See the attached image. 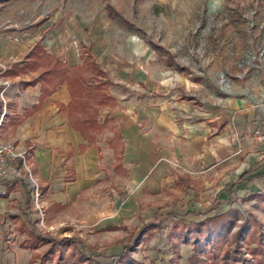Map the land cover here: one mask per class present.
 <instances>
[{
	"label": "crops",
	"instance_id": "obj_1",
	"mask_svg": "<svg viewBox=\"0 0 264 264\" xmlns=\"http://www.w3.org/2000/svg\"><path fill=\"white\" fill-rule=\"evenodd\" d=\"M49 2L51 9L27 29L17 23L8 39L0 38V66L7 71L23 64L41 45L71 81L49 88L43 99L45 82L22 89L52 69V62L37 58L38 67L27 74L3 77L9 86L1 92L0 139L33 154L46 205L57 208L54 216L76 206L111 166L113 174L127 170L131 184L150 194L186 183L185 214L204 213L216 199L225 212L233 192L250 202L264 196V144L258 139L264 136V101L258 95L239 84L201 98L198 83L180 76V86L169 87L160 57L144 40L111 42L103 12L85 17L59 7V0ZM224 2L209 5L216 11ZM84 48L103 77L85 64ZM219 65L209 70L214 79ZM8 185L15 188L6 197ZM26 194L20 182L0 180V226L15 220Z\"/></svg>",
	"mask_w": 264,
	"mask_h": 264
},
{
	"label": "rangeland",
	"instance_id": "obj_2",
	"mask_svg": "<svg viewBox=\"0 0 264 264\" xmlns=\"http://www.w3.org/2000/svg\"><path fill=\"white\" fill-rule=\"evenodd\" d=\"M210 1L59 0V7L80 11L85 17L103 12L111 42L129 37L144 40L153 50L155 45L160 46L161 50L154 51L161 59L158 66L164 70L163 78L168 80L169 87L180 86L177 85L180 76L183 81L187 79L198 83L197 95L204 98L209 92L221 94L216 82L219 73L229 69L233 74L236 54L252 45L246 33V23L241 18L243 13L257 9L264 16V0H225L221 9L216 11H212ZM49 3V0H0V38L8 39V32L17 23L21 29H27L38 14L51 9ZM218 12L219 16L224 13L229 15V24L207 32L209 15ZM203 36L214 56L213 62L206 67L194 52L201 46ZM230 41L235 42L234 56L220 45V42ZM216 63L221 65L220 69L214 70L217 72L214 79L209 70ZM4 72L6 69L0 66V100L2 89L9 86V81L3 80ZM101 82L110 85L108 80ZM239 84L246 86L245 82ZM112 169L111 166L103 171L99 183L89 193H84L76 206L63 210L58 215L60 218L54 216L57 208L46 205L44 193L41 212L31 207L26 194L23 208L20 206V210L13 215L15 220L7 219L8 224L0 226V264H29L35 254L43 256L55 246V243L53 246L50 244L51 241L58 243L64 238L77 240L88 249V254L97 257L100 264H113L124 246L128 247L129 258L134 264H192L193 261L195 264H212L213 260H222L227 255L231 264H241L242 260L258 264V256L252 253L258 243L251 236L255 234L264 242V204L261 198L250 202L251 197H239L234 192L230 194L227 206L237 212L233 224L224 235L217 230L207 234L202 240L204 247L199 249V245L195 244L194 230L186 228L190 225L189 220H165L169 212L185 214L190 207L184 196L186 183L179 189L150 194L131 184L127 170L121 169L115 175ZM221 204L217 199L211 201L208 210L202 214L225 215L219 209ZM255 219L258 220V227L254 226ZM152 224L153 228H149L148 233L142 231L144 225ZM25 229L36 230L47 240L33 254L19 247L21 243L33 240L23 233ZM56 247L63 252V264H82L76 248V257L71 255L74 246L69 248L64 243ZM40 261L38 258L36 264H43Z\"/></svg>",
	"mask_w": 264,
	"mask_h": 264
},
{
	"label": "built area",
	"instance_id": "obj_3",
	"mask_svg": "<svg viewBox=\"0 0 264 264\" xmlns=\"http://www.w3.org/2000/svg\"><path fill=\"white\" fill-rule=\"evenodd\" d=\"M221 12V11H220ZM218 13L209 15L207 32L215 29H222L229 20L227 13L219 16ZM246 24V33L252 41V45L241 53L236 54L233 63L235 72L232 74L229 69L222 70L217 77V84L220 91L224 93L232 92L238 83H246L247 94H256L264 101V16H261L257 9H250L241 16ZM205 31V30H204ZM206 32V33H207ZM207 36V34H205ZM203 36L201 46L194 50L203 66H208L213 62L214 56L208 49L207 39ZM234 41L220 42L221 47L234 56ZM264 144V136L259 138ZM20 144L14 140L5 141L0 139V180L7 183L20 182L26 189L31 207L37 212H41V199L43 191L39 178L34 169L33 154L29 149L19 148Z\"/></svg>",
	"mask_w": 264,
	"mask_h": 264
},
{
	"label": "trees",
	"instance_id": "obj_4",
	"mask_svg": "<svg viewBox=\"0 0 264 264\" xmlns=\"http://www.w3.org/2000/svg\"><path fill=\"white\" fill-rule=\"evenodd\" d=\"M154 50L159 51L161 50V48L160 46L155 45ZM83 57H84L85 64L89 65L94 72L99 73L102 77L104 76V73L100 71L99 66L95 63L93 57L89 54L88 48L87 49L84 48ZM36 58L42 62L43 61L47 62V64L52 62V69L47 72H44V74L40 76V80L33 79L29 82H24L22 84V89L26 90L27 88H29V86L36 85L40 81L45 82L46 85H44L43 87L44 88L43 96H42V99H43L44 96L47 95V93H49V91L55 90L59 86V84L65 81L66 79H70L71 81V77L67 73V70L63 68L59 62L56 63V62L51 61V59H49V57L46 55V53L42 49L41 45L36 46L31 52L28 53V55L26 56L27 60L24 61L23 64H15L12 69L7 70L2 75L4 77H14L17 75L27 74L31 69L38 67L37 66L38 61H36ZM29 59H32V60L29 61ZM49 88H51V90ZM1 113H2V106H0V115ZM14 188H15V185H11V186L8 185L7 192L6 194H4V196L7 197L10 194L9 192L13 191ZM259 198H261L264 203V196H260ZM236 213L237 212L234 209H231V207H227V209L224 212L225 215L223 216H216L212 214V212L208 214H202V213H196V214L195 213H187V214L178 213L176 214L174 212H169L168 214H166L167 217L165 218V220L170 219V218H177L179 222L189 220L190 225L187 226L186 228H190V230H194L193 235L195 236V239H196L195 244L199 245V249H201L204 247L202 240L207 237V234L211 233L213 230H217L219 231L220 234L224 235L225 230L230 229V226L234 222L233 218L237 215ZM258 225H259L258 220L255 219L254 226L258 227ZM149 228L152 229L153 224L144 225L142 228V231L145 233H148ZM23 233L31 237V240L33 239L31 242L26 241V242L21 243L19 246L22 249H25L28 251L35 252L36 250L39 249V247L42 246L43 242L46 240L45 236H42V234L40 232H36V230L26 231L25 229ZM251 237L253 241H256L258 243L252 253L255 256H258V264H264V251H262L264 250V242H262L260 238L256 237L255 234ZM71 239L72 238H64L60 240L58 243L56 241L55 242L51 241L50 244L53 246V244L55 243V246L50 247V249L43 256L39 254H35V256L32 258L29 264H36V260L38 261V258L39 260H41L40 262H43V264L44 263L46 264L47 263H50V264L65 263V258L62 255L63 253L62 250L56 247L57 245L64 244V243L65 245L69 246V248L71 246H74L73 247L74 251L71 254L73 258L76 257V249H77V252L79 254L78 255L79 261L83 260L81 262L82 264H91V262L94 264L96 263L100 264L96 256L93 257L92 255L87 253L88 249L86 250L84 246L80 244L77 240L72 239L73 240V243H72ZM69 242H71V244H69ZM75 242H76V245H75ZM129 257L130 256L128 253V247L124 246L120 254H118L115 257L113 264H134ZM230 259L231 258L229 257V255H227V257L225 256L222 259L223 261L219 259H215L212 261V264H231ZM71 263L76 264V262H71ZM192 264H195V261H193ZM241 264H250V262L248 260H242Z\"/></svg>",
	"mask_w": 264,
	"mask_h": 264
}]
</instances>
